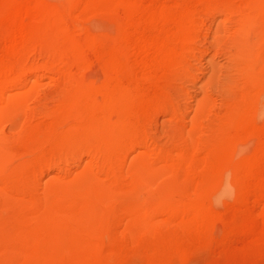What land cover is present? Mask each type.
Returning a JSON list of instances; mask_svg holds the SVG:
<instances>
[{
  "label": "rangeland",
  "instance_id": "rangeland-1",
  "mask_svg": "<svg viewBox=\"0 0 264 264\" xmlns=\"http://www.w3.org/2000/svg\"><path fill=\"white\" fill-rule=\"evenodd\" d=\"M263 239L264 0H0V264Z\"/></svg>",
  "mask_w": 264,
  "mask_h": 264
},
{
  "label": "bare ground",
  "instance_id": "bare-ground-1",
  "mask_svg": "<svg viewBox=\"0 0 264 264\" xmlns=\"http://www.w3.org/2000/svg\"><path fill=\"white\" fill-rule=\"evenodd\" d=\"M19 21H20V20L18 19L17 22H19ZM18 36H19V35H18ZM15 37H16V36H15ZM14 39H15V38H14ZM145 62H146V61H145ZM2 76H3V75H2ZM260 202H261V201H260ZM263 240H264V239H263ZM263 240H262V241H263Z\"/></svg>",
  "mask_w": 264,
  "mask_h": 264
}]
</instances>
